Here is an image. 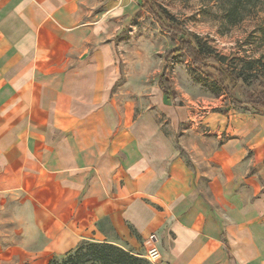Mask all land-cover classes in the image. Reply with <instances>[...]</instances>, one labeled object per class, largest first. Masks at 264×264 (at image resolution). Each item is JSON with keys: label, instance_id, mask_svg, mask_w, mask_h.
Returning <instances> with one entry per match:
<instances>
[{"label": "crops", "instance_id": "1", "mask_svg": "<svg viewBox=\"0 0 264 264\" xmlns=\"http://www.w3.org/2000/svg\"><path fill=\"white\" fill-rule=\"evenodd\" d=\"M133 5L0 0V201L28 208L40 264L82 240L143 256L149 236L157 264H264V149L257 180L225 143L220 177L179 154L158 84L161 113L122 108Z\"/></svg>", "mask_w": 264, "mask_h": 264}, {"label": "rangeland", "instance_id": "2", "mask_svg": "<svg viewBox=\"0 0 264 264\" xmlns=\"http://www.w3.org/2000/svg\"><path fill=\"white\" fill-rule=\"evenodd\" d=\"M139 8V0H131ZM184 25L192 41L229 68L241 71L246 79L234 89V97L246 100L257 90L251 76L264 80V68L254 62L264 55V2L259 0H153ZM238 6L239 20L231 24L226 12ZM132 6V9L135 6ZM159 10V9H158ZM118 63L123 73L117 86L124 104L135 113L151 105L161 113L157 79L165 54L178 44L158 22L143 9H137L118 35ZM250 65H253L251 68ZM176 90L173 100L163 99L169 114L167 129L174 137L179 154L195 163L200 171L224 175L220 164L229 162L223 150L234 142L244 148L249 174L260 179V148L264 149V115L232 107L228 95L191 65L181 54L171 61L169 74ZM153 103V106H152ZM165 128V129H166ZM219 153V154H218ZM212 157V158H211ZM258 161V162H257ZM264 191V183L261 189ZM28 208L19 209L18 200L0 201V264H40L32 248L41 244L26 216ZM28 230V232L24 230Z\"/></svg>", "mask_w": 264, "mask_h": 264}, {"label": "trees", "instance_id": "3", "mask_svg": "<svg viewBox=\"0 0 264 264\" xmlns=\"http://www.w3.org/2000/svg\"><path fill=\"white\" fill-rule=\"evenodd\" d=\"M263 1L264 0H259ZM139 8L147 11L158 22L159 26L167 32L178 44L170 49L163 58L162 70L158 76L157 84L162 94L168 100L176 97L169 78L171 61L181 54H185L190 59L191 65L204 77L206 81L213 83L222 89L229 97L232 107L249 110L253 113L264 115V80L257 76H251L252 83L258 89L248 93L246 100H239L234 97L235 88L246 79L243 72L229 68L220 60L214 58L208 50L197 46L191 39L189 32L183 24L153 0H139ZM159 9V10H158ZM237 4L226 12V17L231 20V24H236L239 20ZM264 36V30H262ZM254 62L264 68V55ZM252 68L253 65H250ZM264 167V158L262 160ZM48 264H152L141 255L132 253L121 246L111 242H97L82 240L73 250L58 256H53Z\"/></svg>", "mask_w": 264, "mask_h": 264}, {"label": "built area", "instance_id": "4", "mask_svg": "<svg viewBox=\"0 0 264 264\" xmlns=\"http://www.w3.org/2000/svg\"><path fill=\"white\" fill-rule=\"evenodd\" d=\"M154 236H149L147 239V248L144 252L143 257L146 258L152 264H157L158 259L160 257L159 250L153 243Z\"/></svg>", "mask_w": 264, "mask_h": 264}]
</instances>
